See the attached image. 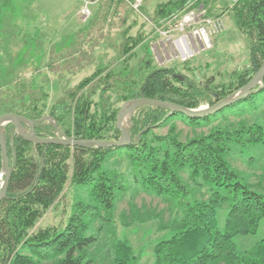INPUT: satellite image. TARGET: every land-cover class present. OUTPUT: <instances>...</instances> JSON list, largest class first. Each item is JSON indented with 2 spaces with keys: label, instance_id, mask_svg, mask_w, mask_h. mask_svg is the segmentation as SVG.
Returning a JSON list of instances; mask_svg holds the SVG:
<instances>
[{
  "label": "trees",
  "instance_id": "1",
  "mask_svg": "<svg viewBox=\"0 0 264 264\" xmlns=\"http://www.w3.org/2000/svg\"><path fill=\"white\" fill-rule=\"evenodd\" d=\"M187 1L157 5L154 20L170 18ZM211 1L205 0L209 14L218 16ZM112 3L126 4L124 0ZM228 10L249 42L250 61L245 69L231 72L229 82L179 74L182 68L196 74L188 62L160 66L146 46L127 75L113 67L95 70L75 87L63 86L52 106L48 73L18 74L9 89V103L0 98V115L13 112L34 121L39 137L118 141L122 138L116 127L119 101L145 96L192 109L203 103L213 106L245 87L264 64V0H236ZM12 32L16 41L19 33ZM124 36L121 59L127 61L136 56L138 47L146 45L150 35L146 31L131 35L128 29ZM111 89L124 92L113 100L108 94ZM261 106L264 77L248 96L200 118L170 107L141 106L132 116L131 142L111 148L41 144L16 134L15 123H8L4 131L12 173L7 195L0 200V264H138L131 241L118 237L117 219L126 228L155 220L158 232H173L155 242V264H264V239L244 252L234 240L257 232L264 217V192L242 180L228 160L238 144L264 145V116H246ZM232 116L237 120H230ZM177 119L195 129L218 123L208 133L183 141ZM163 125L168 132H156ZM2 167L0 144V171ZM188 182L207 186V195L188 198L192 192ZM70 188L74 201L68 219L63 224L40 226L49 210L65 202ZM141 191L166 195L169 217L164 208L138 205L135 198ZM128 193L130 212L117 214ZM226 204L228 213L221 230L218 212Z\"/></svg>",
  "mask_w": 264,
  "mask_h": 264
},
{
  "label": "rangeland",
  "instance_id": "2",
  "mask_svg": "<svg viewBox=\"0 0 264 264\" xmlns=\"http://www.w3.org/2000/svg\"><path fill=\"white\" fill-rule=\"evenodd\" d=\"M168 1L145 0L142 10L152 23L128 7L126 5L128 3L125 1L126 4L121 3V10L118 9L119 14L126 17V23L122 24L120 22L121 16L116 14L111 6V0H13L14 10L10 9V0H0V87L2 88L0 98L9 103L8 94L11 92L9 89L12 88L11 83L18 74L25 76L30 72L36 71L38 73L41 70L51 76L49 104L52 106L62 95L63 86L75 87L85 77L93 74L95 70L113 67L115 72L127 75L133 67L137 66L146 46L160 66L180 63L179 58L172 57V54L176 52V40L183 34L178 30V23L169 22L165 27L158 25L156 26L157 29L153 26L156 22L154 18L157 5ZM232 2L233 0H212L210 2L213 8L216 7L215 12L224 19L226 29L213 37L211 49L196 54L188 61V65L193 67L196 74L185 68L180 69L179 74L191 78L198 75L205 81L211 78L216 83L229 82L231 72L247 67L250 62L249 42L239 32L232 12L230 13L228 10V6ZM84 7H88L91 11V15L86 21L82 20L80 13L78 14V11ZM27 13L30 14L27 16L30 19L22 20L21 16ZM128 25H132L131 31L134 33L143 26V29L150 36L148 41L144 43L146 45L136 49L135 57L123 61L121 56L122 45L125 41L124 29ZM13 30L19 33V38L15 39L16 41L12 38ZM156 30L159 34L156 33ZM24 39L30 40V43L24 44L22 42ZM64 58L66 59L63 60ZM92 61L95 64L92 63L86 69L87 63ZM261 83L259 82V84ZM123 92V90L111 89L108 94L112 96L113 100H116L118 94H123ZM123 104V101H119L117 106L122 107ZM209 106L210 104L203 103L194 109ZM259 110H250L246 116L256 113L264 116V106H261ZM230 120L237 119L232 116ZM213 122L210 125L195 129L185 120L177 119L175 121L183 141L196 134L208 133L211 127L218 123L217 121ZM125 127H127L126 121ZM21 128L23 131L30 130L27 124ZM155 130L160 134H166L168 126L163 125ZM228 160L242 180L252 185L257 191L264 192V145L262 143L238 144L234 146ZM1 173L2 170L0 171V187L5 177L1 179ZM188 183L192 188L188 198L197 199L207 195V186L200 187ZM130 198V193L125 195L118 205L117 214L122 211L130 212ZM166 199V195L156 196L141 191L135 201L138 205L146 203L148 208L155 206L160 209L164 208L166 218H168L171 211L168 209L169 203ZM73 201L74 193L70 188L65 202H61L49 210L39 225L45 227L63 224L71 213ZM227 213L226 204L218 212L221 230L225 228ZM117 225L118 237L120 239L128 238L131 241L134 253L139 256L138 264H155V242L167 239L173 234L170 230L158 232L155 220L126 228L117 219ZM263 239L264 217L261 219L256 233L238 235L234 240L238 250L244 252Z\"/></svg>",
  "mask_w": 264,
  "mask_h": 264
},
{
  "label": "water",
  "instance_id": "3",
  "mask_svg": "<svg viewBox=\"0 0 264 264\" xmlns=\"http://www.w3.org/2000/svg\"><path fill=\"white\" fill-rule=\"evenodd\" d=\"M264 77V64L258 70L253 78L250 80V82L243 87L240 91L235 93L234 95L228 97L227 99L218 102L217 104L209 107H202L199 109H191L187 108L178 104H174L168 101H162L155 98H148L145 96H142L137 99H131L126 101L117 116L116 120V127L122 131V138L118 141H100V140H85V141H77L73 139L66 138V136H63V138H55V137H39L36 134L35 131V122L32 120H28L22 116H19L16 113L13 112H7L0 115V144L2 147V153H3V167H2V175L4 174V180L2 182V185L0 187V200L4 198L7 195V190L9 186V181L11 178L12 168L10 166V160L8 155V146H7V139L5 136L4 126L7 125L10 122H14L16 126V134L22 135L24 138L34 141L41 144H64V145H83L86 147H89L91 145H97L100 147H117V146H124L131 142V122H132V115L135 112V110L141 106L145 105H152V106H162V107H170L174 111L181 112L189 117L195 118V117H204L210 114H213L227 106H230L234 104L235 102L241 100L242 98L248 96L251 94V92L254 90V88L259 84V82L263 81ZM131 112V121L128 127H125L123 125V119L127 113ZM45 119L52 120L50 116H46ZM23 123L29 125L30 130L29 131H23L21 126L23 127ZM56 125V124H54ZM11 140H14V136H12Z\"/></svg>",
  "mask_w": 264,
  "mask_h": 264
},
{
  "label": "built area",
  "instance_id": "4",
  "mask_svg": "<svg viewBox=\"0 0 264 264\" xmlns=\"http://www.w3.org/2000/svg\"><path fill=\"white\" fill-rule=\"evenodd\" d=\"M131 7L139 13L145 0H127ZM236 1V0H234ZM91 12L85 7L82 10L83 20H87ZM177 22L178 30L183 32L176 40V52L173 58L186 61L201 51L209 50L213 46V37L226 29L222 17L211 16L205 0H188L182 10L174 13L170 18L161 21L165 27L169 22Z\"/></svg>",
  "mask_w": 264,
  "mask_h": 264
},
{
  "label": "crops",
  "instance_id": "5",
  "mask_svg": "<svg viewBox=\"0 0 264 264\" xmlns=\"http://www.w3.org/2000/svg\"><path fill=\"white\" fill-rule=\"evenodd\" d=\"M14 5V4H13ZM114 5H116L115 3H112L111 4V6H112V8H114V7H116V6H114ZM122 6H121V4L119 5V6H117L116 8H117V10H116V14H118L119 16H121V14H119L120 12H118V9L119 10H121L120 8H121ZM14 8H15V6H14ZM82 10V9H81ZM81 10L80 11H78V14L80 13L81 14ZM28 15H30L29 13H27V14H25V15H23V16H21L22 18V20H26V19H30L29 17H27ZM116 17V16H115ZM123 18V19H122ZM126 17L125 16H121V19H122V21H121V19H120V22L122 23V24H125L126 23V19H125ZM121 25V24H120ZM121 26H124V25H121ZM144 27L142 26V28H140V30L138 31V32H144L145 30L143 29ZM128 29H129V33L131 34V35H137L138 34V32H137V34H136V32L134 33L133 31H131V29H133L132 28V25H128V27H125V29L124 30H127L128 31ZM147 33V32H146ZM128 34V33H127ZM148 34V33H147ZM147 41H148V39H147ZM28 43H30V40H29V42ZM92 63H94L95 64V62L94 61H92V62H89V63H87V68L86 69H88V66L90 67V65L92 64ZM81 65H83V64H81Z\"/></svg>",
  "mask_w": 264,
  "mask_h": 264
},
{
  "label": "bare ground",
  "instance_id": "6",
  "mask_svg": "<svg viewBox=\"0 0 264 264\" xmlns=\"http://www.w3.org/2000/svg\"><path fill=\"white\" fill-rule=\"evenodd\" d=\"M125 121L127 123V127L129 126L130 124V121H131V112L127 113L123 119V125L125 126ZM4 177V175H1V179ZM2 185V184H1Z\"/></svg>",
  "mask_w": 264,
  "mask_h": 264
}]
</instances>
